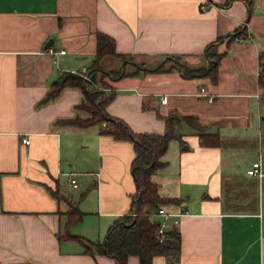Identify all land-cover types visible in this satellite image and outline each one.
I'll return each instance as SVG.
<instances>
[{
  "label": "crops",
  "instance_id": "0c3cea01",
  "mask_svg": "<svg viewBox=\"0 0 264 264\" xmlns=\"http://www.w3.org/2000/svg\"><path fill=\"white\" fill-rule=\"evenodd\" d=\"M238 30L253 40L229 41ZM97 32L130 58L105 55L101 71L87 74L108 83L107 113L135 133L175 135L151 176L169 220H178L173 264H264V0H0V264H116L85 253L68 234L101 241L129 211L133 144L99 125L63 123L88 117L76 108L78 88L41 103L60 73L89 69ZM210 44L209 54L220 56L215 81L141 69L172 56L204 67ZM121 68L127 75L118 79L103 74ZM200 88L214 100L199 96ZM202 131L217 134L219 144L200 145ZM257 160L263 176H249ZM69 202L84 215L68 230ZM127 264L140 263L131 255Z\"/></svg>",
  "mask_w": 264,
  "mask_h": 264
},
{
  "label": "trees",
  "instance_id": "16d2710c",
  "mask_svg": "<svg viewBox=\"0 0 264 264\" xmlns=\"http://www.w3.org/2000/svg\"><path fill=\"white\" fill-rule=\"evenodd\" d=\"M250 7L251 1H246ZM243 31H235L228 36V40ZM220 40V39H218ZM96 55L91 66L87 70L101 71L100 59L105 55L119 56L123 61L129 62L130 58L124 55H118L114 50V41L107 35L96 33ZM208 45L207 65L200 68H189L178 57L172 56L171 61H164L163 64L153 68H145L141 65V69L149 71H164L176 69L184 78L207 76L216 80V69L219 61V55H210ZM174 62L166 69V63ZM112 80L127 75L123 68L116 71H104L103 73ZM66 88H78L83 94L82 101L76 106L77 109L88 113V117H75L73 119L64 120L63 123L77 127L86 128L92 125H99L100 131L110 135L116 140L130 141L134 147V158L131 163L132 176L135 182V192L130 196V209L127 213L118 217L109 226L103 240L91 241L82 236L68 234V237L77 240L83 247V251L87 254H103L114 259L116 264H127L128 257L135 255L139 259L140 264H152L154 256L161 255L170 259L169 264L180 254V233L178 228L169 229L163 236V241H159L157 234L158 222L152 219L156 209L167 200L158 194V188L151 181V176L158 169L164 166L161 160L165 154L168 143L172 139V131L165 134H149L135 133L121 119L111 116L106 111V106L112 98L111 94H107L105 89L108 83L101 80L98 83H92L81 75L72 72H62L55 78L50 85V89L41 103L54 100L62 90ZM177 118L168 119L170 128ZM104 124V125H103ZM199 127L198 125H196ZM200 128V127H199ZM199 143L202 146H216L219 144L217 134L200 132L198 133ZM52 195L59 198L57 190L51 191ZM69 209L66 212V227L69 230L71 226L80 222L83 212L80 211L77 203L69 202Z\"/></svg>",
  "mask_w": 264,
  "mask_h": 264
},
{
  "label": "built area",
  "instance_id": "2783aa9c",
  "mask_svg": "<svg viewBox=\"0 0 264 264\" xmlns=\"http://www.w3.org/2000/svg\"><path fill=\"white\" fill-rule=\"evenodd\" d=\"M203 5L204 4H202V7H203ZM244 40L252 41L253 39H252L251 35L248 33H242V34H239L233 38V41L238 42V43L242 42ZM53 53L54 54H64L65 50H60V51L53 52ZM54 63H56V60H54ZM262 63H264V58L262 59ZM75 74L81 75L85 79L89 80L86 69H83L82 71H79V72H75ZM261 74H264V72H263V70H261L259 68L258 75H261ZM198 95L202 96V97H206L208 101L214 100V96L206 93L204 88H200V92ZM164 101H165V98H162L161 102L163 103ZM23 142L28 144L29 140L24 139ZM247 174L249 176H255V177H262L263 176V173L261 170L260 160H257L251 164L250 168L247 170ZM75 176H76V174H74V173L66 174L67 183L70 185V187L72 189H76L78 187L77 180H76ZM153 215L160 217V221H157L158 222L157 234L159 237V241L162 242L163 236L167 230L177 228L178 220L175 217L173 220L170 221L169 218L173 215L170 213H167L165 211L164 207L161 205L156 209V211L154 212Z\"/></svg>",
  "mask_w": 264,
  "mask_h": 264
},
{
  "label": "rangeland",
  "instance_id": "374dc122",
  "mask_svg": "<svg viewBox=\"0 0 264 264\" xmlns=\"http://www.w3.org/2000/svg\"><path fill=\"white\" fill-rule=\"evenodd\" d=\"M169 64H172L173 66H175V63H174V62H170ZM127 66H128V65H127ZM175 67H176V66H175ZM126 70H130V66H128V67L126 68ZM154 217H158V216L153 215L152 218H154Z\"/></svg>",
  "mask_w": 264,
  "mask_h": 264
},
{
  "label": "water",
  "instance_id": "95a60500",
  "mask_svg": "<svg viewBox=\"0 0 264 264\" xmlns=\"http://www.w3.org/2000/svg\"><path fill=\"white\" fill-rule=\"evenodd\" d=\"M52 42H53L52 39H50V40L46 43L45 47H46V48L50 47L51 44H52Z\"/></svg>",
  "mask_w": 264,
  "mask_h": 264
}]
</instances>
